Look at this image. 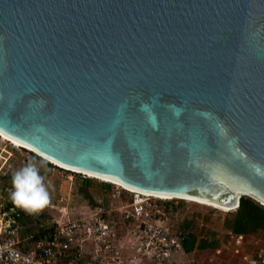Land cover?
Listing matches in <instances>:
<instances>
[{
    "label": "water",
    "instance_id": "obj_1",
    "mask_svg": "<svg viewBox=\"0 0 264 264\" xmlns=\"http://www.w3.org/2000/svg\"><path fill=\"white\" fill-rule=\"evenodd\" d=\"M0 97L60 165L264 206V0H0Z\"/></svg>",
    "mask_w": 264,
    "mask_h": 264
},
{
    "label": "built area",
    "instance_id": "obj_2",
    "mask_svg": "<svg viewBox=\"0 0 264 264\" xmlns=\"http://www.w3.org/2000/svg\"><path fill=\"white\" fill-rule=\"evenodd\" d=\"M10 149L23 151L0 132V264H188L183 244L187 233L174 229L166 209L177 198L162 199L111 184L114 199L130 195L119 207L97 205L75 218L66 212L68 219L61 220L48 215L55 208L50 198L41 212L28 214L10 199V177L18 164L11 161ZM30 161L29 156L20 159L22 166ZM225 234L240 261L264 264L263 246L251 251L250 237L231 230Z\"/></svg>",
    "mask_w": 264,
    "mask_h": 264
},
{
    "label": "rangeland",
    "instance_id": "obj_3",
    "mask_svg": "<svg viewBox=\"0 0 264 264\" xmlns=\"http://www.w3.org/2000/svg\"><path fill=\"white\" fill-rule=\"evenodd\" d=\"M10 152L13 153L14 156L11 157V161L13 163H18L15 165L14 173L23 167L20 159L24 156H29L31 162L37 165L40 174L44 177V184L49 192L50 198L54 199L53 203L55 204V208L48 210V215L53 214L58 219L67 220L68 214H66V212H69L71 218L78 217L81 213L90 211V209L97 205L109 208L114 204V206L119 207L121 206V200L125 202L130 198L129 193H123L125 198L122 195L121 198L114 199V190L112 187H108V191L103 190L105 185L109 184V182L105 183V181L102 180L59 168L37 154L35 155L33 152L28 153L29 150L27 149L23 148V151L21 152L17 149H10ZM39 158H41V160H39ZM13 174L11 175L10 180H12ZM173 206L176 207L174 211L172 213L167 211V213L175 230L188 232V229L184 230L183 226L184 224L191 222L192 227L190 232L196 233L200 240H206L210 244L218 241V245H221L225 235L226 229L224 224L226 220L231 213L235 212V210L222 211L210 206L179 198L170 202L168 206L166 205V208L168 207L170 209L173 208ZM64 212L66 215H64ZM48 215L46 214V217ZM251 235L252 236L249 239L251 242L258 244L259 246H264V230ZM206 251L207 253L200 252L197 255L201 261L204 259H211V262H215L216 264H242L238 258H235L232 255L214 254L213 248L206 249Z\"/></svg>",
    "mask_w": 264,
    "mask_h": 264
},
{
    "label": "trees",
    "instance_id": "obj_4",
    "mask_svg": "<svg viewBox=\"0 0 264 264\" xmlns=\"http://www.w3.org/2000/svg\"><path fill=\"white\" fill-rule=\"evenodd\" d=\"M39 160H41V158H39ZM106 185L112 186L111 184ZM175 208L176 207L173 206V208L169 209L167 207L166 209L168 212L172 213ZM224 226L226 231L231 230L237 234H245L251 237V234L264 230V206L252 198L242 197L239 208L229 215ZM191 227V222L183 226L184 230L188 229V232H186L187 236L183 242L187 254H193L196 250L206 251V249L209 248H213V251H215L219 246L228 243L229 238L226 234L224 235L221 245H218V241L210 244L206 240H200L196 233L190 232Z\"/></svg>",
    "mask_w": 264,
    "mask_h": 264
},
{
    "label": "clouds",
    "instance_id": "obj_5",
    "mask_svg": "<svg viewBox=\"0 0 264 264\" xmlns=\"http://www.w3.org/2000/svg\"><path fill=\"white\" fill-rule=\"evenodd\" d=\"M11 184L10 199L15 208L28 214H37L49 205L50 195L44 184V177L35 163L30 161L17 170L12 176Z\"/></svg>",
    "mask_w": 264,
    "mask_h": 264
},
{
    "label": "bare ground",
    "instance_id": "obj_6",
    "mask_svg": "<svg viewBox=\"0 0 264 264\" xmlns=\"http://www.w3.org/2000/svg\"><path fill=\"white\" fill-rule=\"evenodd\" d=\"M4 135V134H3ZM6 138L11 141L13 144L19 146V147H22L24 149H27L35 154H37L38 156H40L41 158L45 159L46 161L48 162H51L53 164H55L56 166H58L59 168H62V169H65V170H70L72 172H76V173H79V174H83L85 176H88V177H91V178H94V179H98V180H102V181H105V183L109 182V184H113V185H117V186H121L122 188L126 189V190H129V191H136V190H133V189H130L126 186H123L119 183H116V182H113L111 180H107V179H104V178H101V177H98L96 175H93V174H90V173H86V172H83V171H79V170H75V169H71V168H68V167H65L63 165H60L56 162H53L51 160H49L48 158L42 156L41 154L37 153L36 151H34L32 148H30L29 146L25 145V144H22L18 141H15L13 139H10L6 136ZM146 194V193H145ZM148 195H152V194H148ZM155 197H158V198H162V199H167V200H171V199H175V198H179V197H165V196H159V195H153ZM179 199H184V200H188V201H192V202H196L198 204H202V205H206V206H210V207H213V208H216V209H219V210H222V211H231V210H234L233 208H222L220 206H217V205H214V204H211V203H208V202H204V201H200V200H195V199H191V198H179Z\"/></svg>",
    "mask_w": 264,
    "mask_h": 264
},
{
    "label": "crops",
    "instance_id": "obj_7",
    "mask_svg": "<svg viewBox=\"0 0 264 264\" xmlns=\"http://www.w3.org/2000/svg\"><path fill=\"white\" fill-rule=\"evenodd\" d=\"M113 188V186H109V185H105V188H103V190L104 191H108L109 190V188ZM123 197L125 198V196L123 195ZM123 198V199H124ZM130 199V198H129ZM251 238V237H250ZM259 245L258 244H255V243H253L252 242V245H251V251L253 250L252 248H256V247H258ZM264 247V246H263ZM223 251V252H222ZM228 251V252H227ZM202 253V252H204V253H207V251H201V250H196L193 254H188L185 258H184V260L185 261H187L188 262V264H201V263H209V264H216L215 262H211V259H208V260H203V261H201L198 257H197V255L199 254V253ZM214 254H217V255H232V256H234L235 258H237L235 255H233L232 254V251H231V249H229V247H228V245L225 243V244H223V245H221V246H219L215 251H214ZM208 257H209V253H208ZM239 259V258H238ZM176 261V260H175ZM239 261H240V259H239ZM242 264H244L242 261H240ZM225 263V262H224ZM172 264H176L175 262H173ZM226 264H228V263H226Z\"/></svg>",
    "mask_w": 264,
    "mask_h": 264
}]
</instances>
